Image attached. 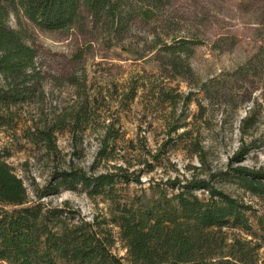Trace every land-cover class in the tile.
<instances>
[{"label": "trees", "instance_id": "16d2710c", "mask_svg": "<svg viewBox=\"0 0 264 264\" xmlns=\"http://www.w3.org/2000/svg\"><path fill=\"white\" fill-rule=\"evenodd\" d=\"M169 4L170 0H0L2 125L13 122V106L32 101L43 92L42 69L36 65L39 51L31 40V28L63 35L75 32L90 40L99 29L117 32L135 16L150 24ZM235 7L255 20V30L264 32V0H236ZM11 14L17 26L10 24ZM202 42L197 34L166 39L157 34L151 48L160 62L158 73L146 70L143 75L148 79L131 78L122 100L128 104L138 96L152 95L154 109L168 103L171 117L180 101L185 106L195 102L196 112L184 115L183 111L166 124L168 134L176 133L204 162L206 150L197 136L198 121L206 122L209 106L237 108L252 101L239 128L245 136L259 125L260 104L253 93L264 88V43L233 71L194 81L189 57ZM237 42L235 35H220L212 46L228 50ZM67 58L79 60L80 47ZM152 76H160L161 81ZM177 77L194 82V90L177 91L179 83L172 85ZM89 103L88 95L84 96L80 113L77 111L71 123L72 132L78 123L80 131L90 126ZM190 115L192 119L187 120ZM62 121L28 129V138L33 142L41 139L49 150H57L56 132L66 128ZM116 122L105 123L91 170L73 161L56 167L47 184L33 180L34 197L13 166L0 157V264H264L263 219L258 217L254 227L250 213L256 208L221 185L230 181L264 200V164L239 163L251 148L264 144V136L260 143V139L246 142L242 137L226 168L146 186L141 176L155 165L145 154L159 160L160 153H152L143 139L124 140L125 132ZM121 141L125 145L121 146ZM102 162L105 170L97 169ZM78 186L90 197L105 201L107 210L88 218L70 200L52 204L44 199ZM117 239L127 250L126 258L114 251Z\"/></svg>", "mask_w": 264, "mask_h": 264}, {"label": "rangeland", "instance_id": "374dc122", "mask_svg": "<svg viewBox=\"0 0 264 264\" xmlns=\"http://www.w3.org/2000/svg\"><path fill=\"white\" fill-rule=\"evenodd\" d=\"M235 3L236 0H170L159 18L150 24L135 16L117 32L99 29L94 38L90 36V40L75 32L63 35L31 28V40L39 51L36 65L42 69L43 92L32 101L13 106L14 120L11 124L2 125L0 122V157L13 166L23 178L29 194L34 197L33 180L42 186L47 184L56 167H65L73 161L91 170L105 123L117 121L125 132L124 140L143 139L152 153H160L159 160L145 154L146 159L155 165L151 172L141 176L146 186L150 182H162L174 177L205 176L209 171L226 168L229 158L241 145L242 137L246 142L260 139V143L263 140L264 88L253 93V99L260 104V123L245 136L239 128L240 118L246 114L252 101L237 108L217 104L209 106L206 122L198 121L200 131L197 136L206 150L204 162L176 138V133L168 134L166 124L182 116L183 111L184 115L196 112L198 107L195 102L185 106L180 101L175 107L174 117H171L168 103L154 109L151 105L152 95L138 96L128 104L127 100L122 99L131 78L148 79L143 75L146 70L158 73L160 62L151 48L157 34L165 39L178 34H197L203 39L189 57L195 71L194 81L231 72L245 63L264 43V32L255 30V20L239 12ZM9 22L17 26L12 14ZM220 35H235L238 42L228 50L216 49L212 41ZM79 47V60L69 61L67 57L78 51ZM152 78L161 81L160 76ZM177 83V91L185 93L194 86V82L182 77H177L172 85ZM86 95L90 100V126L80 131L78 123L72 132L71 123L75 122L77 111L80 113V102ZM58 119L63 120L61 124L66 128L56 132L57 150H49L41 139L33 142L28 138V129L35 130V126L50 125ZM190 119L191 115L187 120ZM170 139L169 144H164ZM120 143L121 146L125 145L124 141ZM137 143L141 145V141ZM118 161L122 163L120 160L114 162ZM239 163L249 166L264 164V144L251 148ZM97 169L105 170L104 162ZM221 185L256 208L250 213L254 227L258 226V217L264 221V200L237 188L230 181H224ZM197 193L202 195L201 191ZM44 199L52 204L70 200L88 218L100 211L105 212L108 205L100 197H90L80 186L75 190L61 189L59 193ZM114 251L127 257V250L119 239L114 244ZM261 255L264 257V248Z\"/></svg>", "mask_w": 264, "mask_h": 264}]
</instances>
